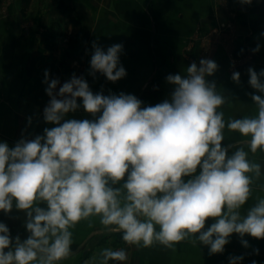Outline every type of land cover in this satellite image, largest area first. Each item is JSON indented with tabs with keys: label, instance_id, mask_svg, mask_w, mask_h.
I'll return each mask as SVG.
<instances>
[{
	"label": "clouds",
	"instance_id": "9594fccd",
	"mask_svg": "<svg viewBox=\"0 0 264 264\" xmlns=\"http://www.w3.org/2000/svg\"><path fill=\"white\" fill-rule=\"evenodd\" d=\"M92 48L94 79L100 73L115 83L127 75L122 44L105 51L93 42ZM251 51L259 52L260 44ZM218 69L201 58L184 74H169L170 97L155 105L124 92L94 93L75 74L61 85L45 70L50 99L43 121L53 126L22 135L12 147L0 141V212H23L29 233L23 241L13 238L0 222V264H60L73 254L72 229L82 221L91 226L93 218L137 248L175 250L188 242L208 247L211 256L223 253L233 234L244 248L250 247L246 235L264 240V197L241 211L264 175L249 159V152H264V69H247L257 114L227 120L222 108L230 96L208 79ZM240 75L234 71L231 80L239 84ZM81 107L92 119L68 118ZM225 130L240 134L239 146L224 144ZM100 255L99 264L128 260L123 248ZM243 259L230 256L229 264Z\"/></svg>",
	"mask_w": 264,
	"mask_h": 264
},
{
	"label": "crops",
	"instance_id": "0c3cea01",
	"mask_svg": "<svg viewBox=\"0 0 264 264\" xmlns=\"http://www.w3.org/2000/svg\"><path fill=\"white\" fill-rule=\"evenodd\" d=\"M211 33L215 34L211 59L219 69L208 79L230 96L222 108L225 119L255 116L256 106L247 95L255 92L248 83L247 69H264V0H253L250 5L239 0H0V141L12 147L22 135L31 138L53 126L43 121V109L50 99L43 83L45 70L61 85L75 74L83 76L94 93L101 88L105 95L109 90L124 92L145 105H155L173 90L166 77L184 74L187 66L197 63ZM93 42L105 51L113 44L123 45L124 78L113 83L100 73L95 79L89 75ZM257 43L260 51L253 54ZM231 55L239 56L234 67L230 66ZM234 71L241 74L239 84L231 80ZM28 117H32L30 126ZM68 118L92 119L82 107ZM225 135V145L239 146L243 140L239 133L225 130ZM249 159L260 163L264 172V152H249ZM261 197L264 175L254 182L252 198L242 213ZM24 219V213L15 208L9 215L0 212V222L8 226L13 238L19 235L22 241L29 235ZM72 231L73 254L60 264H99L102 250L111 247L127 251L125 264H229L230 256H243L240 264H264V240L247 235L249 248L233 234L223 253L210 256L208 247L188 242L175 250L160 245L129 246L120 232L106 230L98 218H93L91 226L82 221ZM253 249H259V254Z\"/></svg>",
	"mask_w": 264,
	"mask_h": 264
},
{
	"label": "rangeland",
	"instance_id": "374dc122",
	"mask_svg": "<svg viewBox=\"0 0 264 264\" xmlns=\"http://www.w3.org/2000/svg\"><path fill=\"white\" fill-rule=\"evenodd\" d=\"M214 32H216V31H214ZM220 33L221 32H224L223 31V29L221 30V31H219ZM219 33V34H220ZM215 34L214 33H211V34H209L207 37H206V39H205V42H204V45L202 46V48H201V50H200V54H199V57H198V59H197V64H199V60L201 59V58H206V59H211V57H212V55H213V43H214V38H213V36H214ZM235 59H239V56L237 57H235V55L234 56H232L231 55V57H230V66H232V67H234V66H236L235 64H237V60H235ZM112 245H113V243H112ZM117 246H119V247H117L118 249L120 248V243H119V245H117ZM112 248V247H111Z\"/></svg>",
	"mask_w": 264,
	"mask_h": 264
}]
</instances>
